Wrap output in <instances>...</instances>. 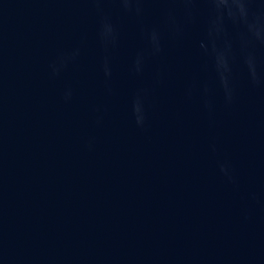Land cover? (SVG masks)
I'll return each instance as SVG.
<instances>
[{
    "label": "water",
    "instance_id": "water-1",
    "mask_svg": "<svg viewBox=\"0 0 264 264\" xmlns=\"http://www.w3.org/2000/svg\"><path fill=\"white\" fill-rule=\"evenodd\" d=\"M99 7L118 32L110 78L92 0H0V264H264V87L237 61L225 104L199 47L203 16L181 38L165 32L136 74L161 5L141 19L116 0ZM138 89L149 90L143 130Z\"/></svg>",
    "mask_w": 264,
    "mask_h": 264
},
{
    "label": "clouds",
    "instance_id": "clouds-1",
    "mask_svg": "<svg viewBox=\"0 0 264 264\" xmlns=\"http://www.w3.org/2000/svg\"><path fill=\"white\" fill-rule=\"evenodd\" d=\"M100 14L99 38L105 50L102 68L106 78L111 77V60L109 51L118 41V32L112 21L104 15L99 7L104 0H92ZM123 12L141 19L146 3L161 5L162 20L159 24L142 29L148 41V47L137 52L132 64V71L140 74L150 56L162 52V39L165 32L170 36L181 38L188 25L193 24L201 16L204 17V40L199 47L210 56L216 80L223 93L224 102L230 106L236 96V82L233 76V65L239 61L247 73L248 82L254 88L264 87V61L258 56V50H264V0H116ZM231 29V31L229 30ZM79 55V49L71 55H61L50 65L52 75H57ZM162 78L157 76V83ZM111 93V89H108ZM211 88L205 84L202 88V101L205 109L212 110L209 98ZM191 95V88L188 90ZM72 89L66 88L63 100L72 99ZM148 89H138L132 100V115L135 125L141 130L147 125L146 101ZM98 116L96 123H101ZM92 141H89L91 146ZM213 150L215 147L213 146ZM220 173L234 182L231 167L227 163H218Z\"/></svg>",
    "mask_w": 264,
    "mask_h": 264
}]
</instances>
